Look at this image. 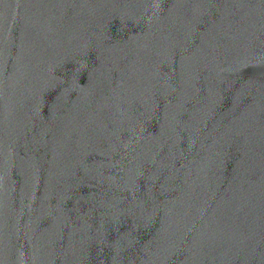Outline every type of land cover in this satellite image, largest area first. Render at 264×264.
Listing matches in <instances>:
<instances>
[{
  "label": "water",
  "instance_id": "water-1",
  "mask_svg": "<svg viewBox=\"0 0 264 264\" xmlns=\"http://www.w3.org/2000/svg\"><path fill=\"white\" fill-rule=\"evenodd\" d=\"M0 264H264V0H0Z\"/></svg>",
  "mask_w": 264,
  "mask_h": 264
}]
</instances>
